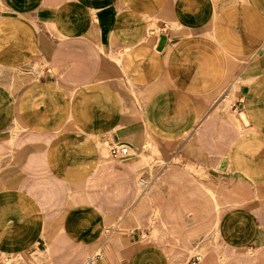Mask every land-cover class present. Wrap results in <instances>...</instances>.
Here are the masks:
<instances>
[{"label": "crops", "instance_id": "crops-1", "mask_svg": "<svg viewBox=\"0 0 264 264\" xmlns=\"http://www.w3.org/2000/svg\"><path fill=\"white\" fill-rule=\"evenodd\" d=\"M151 168L222 202L196 264H264V0H0V264H83ZM106 233L97 264H190Z\"/></svg>", "mask_w": 264, "mask_h": 264}, {"label": "rangeland", "instance_id": "rangeland-1", "mask_svg": "<svg viewBox=\"0 0 264 264\" xmlns=\"http://www.w3.org/2000/svg\"><path fill=\"white\" fill-rule=\"evenodd\" d=\"M148 143H151L149 141ZM132 155L134 150L131 148ZM153 155V154H152ZM130 157V156H129ZM151 161V162H150ZM147 162L149 166L154 163L153 157H148ZM149 174L146 179V183L138 184L137 194H144L145 197H150L151 202L142 207L139 211L135 206L138 205V201H131L130 206L127 208L126 216L118 217V220H114L111 225L107 228V231H118L122 235H129L130 231L132 234H136L140 240L145 242H156L162 244L175 254H181L183 252H189L190 260L195 257H203L219 247V236L216 233L217 230V219L223 208H221L222 202L218 200H163L156 202L153 200L155 192L154 184V174L153 168L148 170ZM186 170L183 173H179L178 177H185ZM198 176L202 177L201 173H197ZM145 176L142 174L141 177ZM151 177V178H149ZM97 187V186H95ZM132 188V186H130ZM131 190V189H130ZM228 192L233 191L230 186L227 187ZM159 191L164 195L168 194L170 197L171 193H186L193 192L194 194L203 193L210 194L209 196L214 198L216 191L212 188L208 189L206 186L199 184L194 186H172L170 184L163 183L159 186ZM185 196V195H184ZM235 202L228 197L226 205L234 204ZM198 209L200 216L196 218L188 217L191 213L190 210ZM146 214L144 217L140 218L138 213ZM215 214L212 218L207 215ZM205 216H202V215ZM209 222V227L206 231L202 230L200 225ZM195 226V227H194ZM104 233L100 241L88 251V254L92 252H104L106 254H111L112 251L108 250L105 245H108L107 233ZM104 246L101 248V246ZM87 254V255H88ZM94 254V253H93ZM194 257V258H193ZM192 258V259H191Z\"/></svg>", "mask_w": 264, "mask_h": 264}, {"label": "built area", "instance_id": "built-area-1", "mask_svg": "<svg viewBox=\"0 0 264 264\" xmlns=\"http://www.w3.org/2000/svg\"><path fill=\"white\" fill-rule=\"evenodd\" d=\"M161 29H152L151 34L157 35L159 37ZM110 155L115 158H127L132 155L131 148L126 144H117L113 145L110 148ZM101 257V253L96 252L90 255L87 260L83 264H97V259ZM6 263L8 262L5 259ZM199 261V257H195L193 260L190 261V264H196Z\"/></svg>", "mask_w": 264, "mask_h": 264}, {"label": "water", "instance_id": "water-1", "mask_svg": "<svg viewBox=\"0 0 264 264\" xmlns=\"http://www.w3.org/2000/svg\"><path fill=\"white\" fill-rule=\"evenodd\" d=\"M164 39H165V35H162V36L160 37V41L162 42V41H164ZM224 165H225V163H224Z\"/></svg>", "mask_w": 264, "mask_h": 264}, {"label": "bare ground", "instance_id": "bare-ground-1", "mask_svg": "<svg viewBox=\"0 0 264 264\" xmlns=\"http://www.w3.org/2000/svg\"><path fill=\"white\" fill-rule=\"evenodd\" d=\"M200 258V257H199ZM202 258V257H201Z\"/></svg>", "mask_w": 264, "mask_h": 264}]
</instances>
